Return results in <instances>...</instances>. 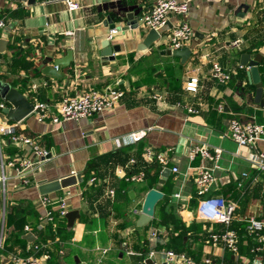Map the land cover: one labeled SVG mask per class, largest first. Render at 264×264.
I'll use <instances>...</instances> for the list:
<instances>
[{"label":"crops","instance_id":"crops-1","mask_svg":"<svg viewBox=\"0 0 264 264\" xmlns=\"http://www.w3.org/2000/svg\"><path fill=\"white\" fill-rule=\"evenodd\" d=\"M157 1L80 0V8L69 11L63 1L35 0L30 4L0 0V19L6 23L0 39L7 40L0 51L1 80L31 102H45L53 108L67 94L109 87L125 92L114 108L78 121H39L33 113L19 122L9 121L17 135L31 137L49 151V157L35 161L26 171L28 184L22 183L12 167L6 166L2 173L0 213L5 237L9 232L20 233L29 249L39 240L38 231L44 226L39 220L44 212L40 184L80 174L83 180L69 187L70 210H79L80 216L57 264H147L151 251L156 252L154 260L163 264L168 249H181L196 260L209 257L215 263L264 264V246L254 251L258 242L246 231L249 217L264 216V167L254 161L264 152V138L255 146L240 147L229 135L234 118L264 124V93L256 102L249 67L241 64L242 54H250L251 59L263 54L259 68L264 83V0H193L187 16L194 30L188 45L192 54L185 63L167 52L172 28L180 19L173 15L162 28L160 39L140 49L149 31L140 18ZM111 24L129 28L117 30L109 39ZM106 39L118 49L108 59L102 53ZM235 40H241L240 48L232 45ZM16 50L21 51L20 57ZM69 50L73 60L58 68L63 77L44 72ZM215 62L232 74L229 82L222 84L212 77ZM191 76L199 79L195 92L186 88ZM149 78L162 83L146 82ZM1 104L12 107L0 95ZM140 130L147 131L142 140L118 145L117 140ZM196 146L222 150L216 162V182L202 196L196 191L197 171L215 162L201 155L191 158L189 150ZM148 150L151 159L146 156ZM158 153L165 154L166 164L159 161ZM20 157L35 159L31 146L0 134V159ZM132 159L140 171L147 170L150 187L147 182H126L118 174L119 168L126 172L135 169L134 164L129 166ZM165 168L171 169L167 176L162 175ZM93 177L96 180L92 182ZM152 188L164 195L152 220L143 226L146 253L142 254L131 246L142 228L137 221ZM111 189L114 197L108 194ZM61 193L62 189L49 195L56 198ZM211 197L237 204L231 224L240 234L237 254L209 238L211 232L225 227L199 213L200 201ZM11 208H19V213L6 229V213ZM119 224L125 227L119 230ZM117 231L125 238V247L115 243L113 234ZM30 233L35 236L32 242L26 238ZM99 247L110 248L101 263ZM1 248V264H17L13 256H25L22 247L10 249L4 242ZM129 249L135 253L130 254Z\"/></svg>","mask_w":264,"mask_h":264},{"label":"built area","instance_id":"built-area-1","mask_svg":"<svg viewBox=\"0 0 264 264\" xmlns=\"http://www.w3.org/2000/svg\"><path fill=\"white\" fill-rule=\"evenodd\" d=\"M63 1L66 3L69 11H76L80 8V0H44V2ZM193 0H158L150 11L146 12L140 18L142 26L151 30L158 31L161 35L162 28H164L171 15L179 17V21L173 26L169 36V44L171 49H181L188 46L194 36V30L187 19ZM6 26L5 20L0 19V30ZM72 33V32H70ZM117 33V29L113 28L110 31L109 39ZM241 40L232 42L234 47H241ZM58 67V66H57ZM59 68V67H58ZM211 75L218 82L225 84L232 78V74L226 72L220 63L215 62L211 71ZM199 87V79L195 76L189 77L186 81V88L191 92H195ZM125 92L119 88L109 87L105 91L92 90L79 95H64L60 98L56 107H52L45 102L34 103V108L31 113L35 114L39 121H44L50 118L54 123H60L63 120H81L88 118L96 113H100L107 109H112L123 98ZM4 104L0 108H4ZM189 111H194L189 108ZM0 134H6L12 140L21 141L24 144L31 146L35 159L30 157L10 158L5 161L0 159V170H5L6 166L12 167L20 176L23 184H28L29 179L26 171L30 169L37 160H44L49 156V151L41 148L31 137L19 136L15 132V125L9 122L0 123ZM147 135L146 130L133 132L117 140L118 145L133 144L139 142ZM229 135L232 140L240 147L242 146H255L256 142L264 138V124L256 123L254 121H243L238 118L231 120L229 124ZM222 150L216 148L210 150L205 146L192 147L189 150V155L194 158L201 155L203 158L215 162L214 166H201L195 177L196 191L199 196L208 193L216 182L215 169L218 167L217 161L221 157ZM151 152L148 150L146 153L147 158L151 159ZM159 161L166 164L167 159L164 153H158ZM259 167H264V152H261L257 159H254ZM135 164V160L130 161L129 166ZM175 172L178 171L174 167ZM3 173V172H2ZM118 174L125 178L127 181L144 182L146 173L144 170L130 173L126 172L124 168L118 169ZM3 183L5 181V174L0 175ZM96 177L91 178L95 181ZM114 197L115 191L111 189L108 193ZM179 196V194H177ZM71 191L68 188L62 189V193L58 197H52L49 194L42 195L41 205L43 207V214L39 220L42 225L52 224L56 227V217L66 218L67 213L70 211L69 199ZM237 204L232 201H227L222 197H211L202 199L199 203L200 215L209 221L223 224L225 227L222 230L211 232L209 238L216 244L222 245L225 249L233 254H237L240 250V234L238 231L231 227L232 221L235 216ZM246 231L257 240V246L254 251H261L264 246V216L257 217L251 216L247 220ZM5 241V234L3 225L1 226V213H0V247H3ZM125 245V243H124ZM109 247H99L98 263H101L105 256L108 254ZM130 254L135 252L129 249ZM156 252L151 251L150 258L153 259V264H159L154 260ZM49 258V254L45 253L41 256L37 255H14L13 260L17 264H43ZM163 264H222L215 263L211 258L205 257L196 260L185 251H176L168 249L164 252Z\"/></svg>","mask_w":264,"mask_h":264},{"label":"water","instance_id":"water-1","mask_svg":"<svg viewBox=\"0 0 264 264\" xmlns=\"http://www.w3.org/2000/svg\"><path fill=\"white\" fill-rule=\"evenodd\" d=\"M18 1H27L28 3H34L35 0H18ZM128 18H131L133 16L132 13H129ZM111 28H116L118 31L120 30H126L129 28L127 27H121L116 26V24H111ZM161 35L158 31L151 29L148 31V33L145 36V39L143 43L141 44L140 49H147L151 47L158 39H160ZM7 45V40L0 39V51H3ZM103 55L106 57L104 59H108L109 56H112L113 53L118 50L117 47L112 46L110 40L106 39L103 43ZM168 54H172L174 56H178L181 58L182 63H185L189 57L192 54V50L189 46H185L181 49H168ZM73 60V51L69 50L67 55L61 58H56L54 60V66H46L44 68V72L57 76V77H63L64 74L60 73L58 71V67L60 65L62 66H68L71 61ZM263 61V54H258L255 58L251 59L250 54H242L241 56V64L242 66H248L249 67V78L251 83H253L256 86V102H260L263 93H264V83L262 81V76L260 72V64ZM58 66V67H57ZM0 95L1 98L12 105V107H4L0 111V118L4 122L14 121L19 122L22 119H24L26 116L31 114L33 108H34V102H31L23 93H21L17 88L13 87L9 82L0 80ZM49 157V156H48ZM2 169L0 170V173L2 175ZM171 172L170 168H165L163 170L162 175L167 176ZM83 180L82 176L80 174H71L69 176L63 177L58 180H54L51 182H43L40 184L39 189L41 194H49L54 191H58L64 188L71 187L73 185H76L77 183L81 182ZM3 187V181L0 178V189ZM132 195V193H130ZM163 193L155 188H152L149 190V192L146 195L145 201L142 206V213L139 216V219L137 221V226L143 227L146 224H148L155 213V207L159 200L163 198ZM79 210H70L67 215V225L68 227L72 228L75 221L79 218ZM27 240L32 242L33 239H35V236L30 233L26 236ZM147 264H153V259L148 258L146 260Z\"/></svg>","mask_w":264,"mask_h":264},{"label":"trees","instance_id":"trees-1","mask_svg":"<svg viewBox=\"0 0 264 264\" xmlns=\"http://www.w3.org/2000/svg\"><path fill=\"white\" fill-rule=\"evenodd\" d=\"M17 51V50H16ZM16 54L19 57L21 56V51L18 50ZM261 69V67H260ZM1 80V79H0ZM146 81V79H145ZM146 82L149 83H162L160 80L149 78ZM135 169L133 171H130V173L138 172L139 164H134ZM140 171V170H139ZM146 172V179L144 182L148 183V173ZM124 180V179H123ZM126 181V180H125ZM131 182V181H126ZM148 187H150V183L147 184ZM19 213V208H11L6 213V220H5V228H10L15 218L17 217ZM125 226L123 224H119L117 228L123 229ZM5 229V230H6ZM143 230V231H142ZM5 232V231H4ZM73 235L72 228L68 227L66 218H60L56 217V227H54L52 224H46L38 231L39 240L36 241L29 249H26V241L22 238L20 233H14L9 232L7 236L5 237V243H8L10 249H14L15 247H22L23 248V255H31L35 254L37 256H41L45 253L49 254V258L47 260L48 264H57L60 259L61 251L68 247L71 238ZM113 238L115 240V243L118 246L125 247L123 245V242L125 241V238L119 236V232H115L113 234ZM145 230L143 227L139 231L138 234L135 235V239L132 243V249L141 252L142 254L146 253L145 248ZM125 243V242H124ZM4 249L0 247V264H1V257L3 254ZM176 251H182L181 249H176Z\"/></svg>","mask_w":264,"mask_h":264}]
</instances>
